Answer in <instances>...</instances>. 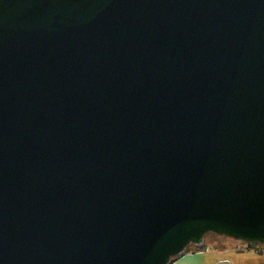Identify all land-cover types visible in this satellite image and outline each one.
Here are the masks:
<instances>
[{"label": "water", "instance_id": "obj_1", "mask_svg": "<svg viewBox=\"0 0 264 264\" xmlns=\"http://www.w3.org/2000/svg\"><path fill=\"white\" fill-rule=\"evenodd\" d=\"M264 245V0H0V264H171Z\"/></svg>", "mask_w": 264, "mask_h": 264}, {"label": "crops", "instance_id": "obj_2", "mask_svg": "<svg viewBox=\"0 0 264 264\" xmlns=\"http://www.w3.org/2000/svg\"><path fill=\"white\" fill-rule=\"evenodd\" d=\"M217 241L221 244L212 239L207 243L206 239L204 249L196 251L193 248L171 264H264V248L249 249L244 242L226 237L217 238Z\"/></svg>", "mask_w": 264, "mask_h": 264}, {"label": "trees", "instance_id": "obj_3", "mask_svg": "<svg viewBox=\"0 0 264 264\" xmlns=\"http://www.w3.org/2000/svg\"><path fill=\"white\" fill-rule=\"evenodd\" d=\"M211 235H213V236H216L217 238H223V236H217V235H215V234H211ZM225 238V237H224ZM205 244H206V239H205V242H204V244H203V246L202 247H199V248H196V247H194V246H192V248L191 249H193V248H196V251H198V250H200V249H204V247H205ZM246 245H247V247L249 248V249H254V250H258V249H263L264 248V245H260V244H249V243H245ZM191 249H190V251H191ZM178 259V258H177ZM174 260H176V259H174ZM173 260V261H174ZM172 261V262H173Z\"/></svg>", "mask_w": 264, "mask_h": 264}, {"label": "rangeland", "instance_id": "obj_4", "mask_svg": "<svg viewBox=\"0 0 264 264\" xmlns=\"http://www.w3.org/2000/svg\"><path fill=\"white\" fill-rule=\"evenodd\" d=\"M212 236H213V235H210V234L206 236L207 243H208L209 239H212L213 241H216V242L220 243V241H217V238H216V237H212ZM216 242H215V243H216ZM222 243H223V241H222ZM220 244H221V243H220ZM218 247L222 248L223 245H218Z\"/></svg>", "mask_w": 264, "mask_h": 264}]
</instances>
